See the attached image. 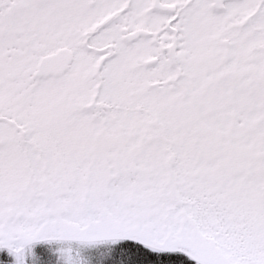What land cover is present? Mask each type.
Instances as JSON below:
<instances>
[{
	"label": "snow or ice",
	"instance_id": "snow-or-ice-1",
	"mask_svg": "<svg viewBox=\"0 0 264 264\" xmlns=\"http://www.w3.org/2000/svg\"><path fill=\"white\" fill-rule=\"evenodd\" d=\"M0 264H264V0H0Z\"/></svg>",
	"mask_w": 264,
	"mask_h": 264
}]
</instances>
